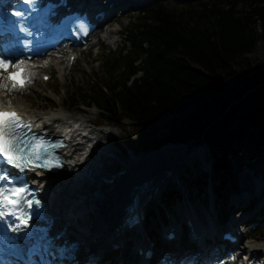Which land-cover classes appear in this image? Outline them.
Wrapping results in <instances>:
<instances>
[{"label": "trees", "instance_id": "16d2710c", "mask_svg": "<svg viewBox=\"0 0 264 264\" xmlns=\"http://www.w3.org/2000/svg\"><path fill=\"white\" fill-rule=\"evenodd\" d=\"M122 33L104 76L75 86L62 107H96L92 125L118 127L123 155L175 156L187 147L174 143L205 144L210 175L187 183L200 193L207 179L216 180L210 188L217 204L240 191L243 167L264 177V52L253 54L264 48V0L157 1ZM179 195L167 191L163 202Z\"/></svg>", "mask_w": 264, "mask_h": 264}, {"label": "bare ground", "instance_id": "6f19581e", "mask_svg": "<svg viewBox=\"0 0 264 264\" xmlns=\"http://www.w3.org/2000/svg\"><path fill=\"white\" fill-rule=\"evenodd\" d=\"M116 1L119 5L124 6L123 10H126L132 6L143 4L145 0ZM114 16L115 14L110 15L103 22H108ZM117 30L116 27H111L106 31L105 38L114 41L112 35L116 34ZM71 50L66 58L61 57L62 60H60L54 57L51 58V62L59 70L62 69L64 63L65 66L68 65L69 56L73 55L74 50ZM47 58L44 57L37 64L27 68L28 74H34L33 81H36L40 73L39 67L46 66L44 62L47 61ZM42 75L40 74V77ZM9 87H11L10 84ZM14 92L3 97L4 107L14 106L31 121L35 129H44L48 135L65 137L69 141V146L63 152L66 162L65 167L59 173L43 175L39 180L33 177L37 182L40 181L39 187L44 192V196H52L55 198V202L60 203L59 207L53 206L47 209L46 218H52L51 226L48 228L53 235L52 237L61 231L62 227L66 226L63 238L52 241L53 246L60 249L61 252L63 251V256L66 258L83 255L82 252L89 244L100 240L101 235L108 232H104L107 227L111 225L115 227L119 223L121 213L129 201L133 197L144 198L152 189L155 183L151 181L152 176L160 175L170 168L175 171L183 169L185 161L196 153V150L186 149L180 154L172 156V159L164 158L158 153H144L139 155L141 157H133L123 162L122 170L118 174L107 178L104 170L108 167L107 161L111 159L108 150L110 144L103 146L102 142L111 139L114 133L110 135L107 130L94 129L87 124V121H74L60 110L41 113L23 107L21 100L12 97ZM8 100H11L12 103L8 104ZM196 167L197 165L194 164V170L198 173H201L204 169L203 167H198V169ZM103 180H106L105 184H107L104 187H102ZM260 184V181H256L255 185L259 186ZM167 186L175 187V184L171 181ZM159 193L155 194L153 200L145 205L146 213L150 206L161 201V197L159 201L155 200V198H158ZM257 198L260 200L261 209L264 207V187L261 189L260 194L257 193L251 199ZM237 206V208H240L239 205ZM69 215H71V218L80 216L81 220L78 222L77 227L72 228L68 225ZM43 221L39 220L37 223H41V227H43ZM244 221H239V224H244ZM151 224H154V222H151ZM78 233H91V237L87 238V244L82 242L83 238H78V235H76ZM243 249V257H248L247 262L264 264V249L252 243L244 244ZM240 260L242 264L243 259L240 258Z\"/></svg>", "mask_w": 264, "mask_h": 264}, {"label": "rangeland", "instance_id": "374dc122", "mask_svg": "<svg viewBox=\"0 0 264 264\" xmlns=\"http://www.w3.org/2000/svg\"><path fill=\"white\" fill-rule=\"evenodd\" d=\"M157 1L182 3L186 0H152L145 2L139 6H132L131 8L126 10H120L121 14H119V11V15L116 13L113 18H110L108 20V22L101 23V25L97 29V33L90 37V45L79 47L74 50L76 57L71 63H68L67 66H65L64 63L63 68L59 70V68H57L55 64L51 62V58L57 57L62 60L61 57L66 58L67 52H55L53 55H50L47 58V62L50 63H47L45 67H39L40 73L36 78V81H32L26 86V89L22 91H15L12 95L13 98L22 101L23 107L34 110L36 112L39 111L42 113L46 111L50 112L60 110L67 116L71 117L74 121H87V124L94 129L107 130L110 135L114 133L112 134L111 139H106L102 142L103 146L110 144L108 150L110 151L109 155L111 156V159L107 161L108 167L106 168V170H104L107 178L109 176H113L114 174H118L122 170L123 162H126L133 157H141L139 156L141 154L158 153L159 155H162L167 159H172V156L164 151L154 150L148 152L139 151L134 155L128 151L127 154L123 155L115 145L116 140L120 135V130L118 127L105 123L99 127H93L91 125L94 117L97 116L98 113V109L96 107L92 106L87 108L82 106V109L77 110L73 108L69 109V111L66 112L65 108H62V100L63 98H65L67 93H70L71 90L75 89V86L81 87V85L84 86L88 83L90 84L94 80V78L104 76L105 70L103 68V63L106 57L111 58L112 56L116 55L119 52L120 48L123 46V30L134 18H136L140 10L147 8ZM111 27H116L118 29L117 33L112 35L114 41L105 38L106 31ZM128 47L129 45L127 46V48ZM263 52L264 48L259 44L253 54L261 57L263 55ZM40 74L49 75V79L46 81L42 80ZM71 85L73 86L71 87ZM242 129L246 133H255V129L250 125H245L242 127ZM189 143V141H186L185 143H174L185 144L187 149L194 151L196 150V153L192 154L191 157L185 161L184 166L186 165L188 166V168H190L191 166L196 164L197 169L198 167H203L204 169H206V171L208 170V172L204 173L205 177H208V175H210V166L209 160L207 158V146L205 144H202L195 147H190L188 146ZM202 163L204 165H202ZM184 166L183 169H185ZM258 179L261 180V185L256 188V181H260ZM105 181L106 180H103L104 184L102 187L107 185L105 184ZM170 181L171 180H168L166 182ZM207 182H209V184H207L204 188L205 194H201L197 193V185L193 183L187 184L185 182V179L184 181L182 180V187H184L186 190H183V192L181 193V199L180 197L179 199H176V196H174L170 199V204H164L165 208H163L162 211L165 215V219L170 220L173 215L176 217L178 213L177 207L183 208L182 212L190 213L194 209L197 215L203 218H207L211 215V217L213 218L215 213L216 219H219L220 215H222L226 219L233 220L240 218V216L243 214L242 211L244 212L248 210L247 212H250L253 210H257V206L260 203L259 198L254 199L253 202H251L248 206L244 205H246L248 200L250 201L251 198L255 197L259 189L264 187V177L260 178L258 175L253 174V172L248 167H243L238 173V185L241 191L236 195L226 197L225 200H222L221 205L213 203V194L210 188V184L212 182H216V180L213 181L211 178H209L207 179ZM175 185L176 188L180 189L178 183ZM161 192L159 193L158 198H155V200H160V197L162 196ZM237 205H240L239 207L241 208H237ZM150 209L153 211L152 213L154 215L157 214V210L155 208L149 207V210ZM255 217H257V215H255ZM259 217V221L253 220L255 221L254 224L251 223L252 221H250L249 223V226L253 225V230H249V226L245 227V230H248V232L238 240V246L252 243L254 245H258L261 249H264V207H262L259 213ZM147 224L149 225V223ZM238 261L240 262L239 259Z\"/></svg>", "mask_w": 264, "mask_h": 264}, {"label": "snow or ice", "instance_id": "6c2138e0", "mask_svg": "<svg viewBox=\"0 0 264 264\" xmlns=\"http://www.w3.org/2000/svg\"><path fill=\"white\" fill-rule=\"evenodd\" d=\"M24 2L31 3L32 0ZM26 64L25 60L14 63L0 58V161L20 171L48 167L50 161L55 159L52 151L63 147L62 144L48 143L35 134L30 135L33 127L30 122H25L15 111L3 110V97L6 94L22 91L31 83L34 74H26V67H22ZM7 103L11 104L12 101L8 100ZM0 182H6L0 186V219L13 217L18 223L12 230L19 232L29 226L31 219L24 208H31L34 203L39 205V201L28 199L31 193L27 186H15L6 171L0 174Z\"/></svg>", "mask_w": 264, "mask_h": 264}]
</instances>
